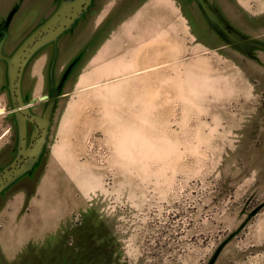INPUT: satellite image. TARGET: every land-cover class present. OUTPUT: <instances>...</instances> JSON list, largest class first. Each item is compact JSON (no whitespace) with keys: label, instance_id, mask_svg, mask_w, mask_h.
I'll return each instance as SVG.
<instances>
[{"label":"rangeland","instance_id":"374dc122","mask_svg":"<svg viewBox=\"0 0 264 264\" xmlns=\"http://www.w3.org/2000/svg\"><path fill=\"white\" fill-rule=\"evenodd\" d=\"M206 2L243 42L197 0H92L74 28L100 38L71 86L80 52L58 57L50 93L69 92L31 210L88 227V264H264V0Z\"/></svg>","mask_w":264,"mask_h":264},{"label":"crops","instance_id":"0c3cea01","mask_svg":"<svg viewBox=\"0 0 264 264\" xmlns=\"http://www.w3.org/2000/svg\"><path fill=\"white\" fill-rule=\"evenodd\" d=\"M60 1L13 0L10 1L11 4H5V14L9 12L10 15L6 17L2 27L1 53L6 57L14 56L25 38L55 16L60 8ZM62 1L68 3L72 0ZM85 11L86 9L56 39L44 43L26 57L13 87L8 59L0 57V101L3 102L0 109L6 108L5 111H0V177L15 167L7 180L0 184V234H3L0 237V264H88L86 261L91 251L93 252L90 242H84L82 236L87 234L89 237L92 234L88 227L71 224L60 226L59 220L48 226L42 217H36L34 207L31 210L32 206L41 202L40 215H44L48 206L45 194L43 195L46 186V182L43 183V168L40 171L38 169L41 162L46 163L49 134L56 137V126L63 115L61 110L64 96L69 92L62 90L50 93L57 86L54 83L57 80L55 75L58 57L61 56V65L64 63L65 66H73L72 62L80 52V66H73L70 74L59 81L70 83L71 86L83 64L81 54L94 49L100 38L98 36L93 39L90 36L89 39H78L81 32L74 27ZM22 21H27L31 26L21 28ZM72 29L75 30L72 39L62 49L60 43L59 46L56 43L57 39ZM11 37L20 38L16 45L12 44ZM49 46L52 52L47 63L44 51ZM80 47L82 49L76 53ZM68 71L69 68L66 73ZM47 80L49 92L39 94ZM42 100L45 104L54 105H46L39 111ZM17 105H22L24 110H19ZM20 161L23 163L19 166ZM50 203L51 206L58 202ZM76 233L80 235L79 242L75 238ZM95 255L97 256L96 252Z\"/></svg>","mask_w":264,"mask_h":264},{"label":"water","instance_id":"95a60500","mask_svg":"<svg viewBox=\"0 0 264 264\" xmlns=\"http://www.w3.org/2000/svg\"><path fill=\"white\" fill-rule=\"evenodd\" d=\"M201 11L205 14L206 17L213 23L214 27L223 35L230 38L233 43L243 42L242 36L238 33L232 32L226 24L218 18L214 10L209 7V4L206 0H197ZM60 8L58 9L55 16L48 22L43 23L39 26L30 36L24 39L20 45L18 52L15 53L12 57H6L1 53L0 57L8 59L9 68L11 69V86L13 87L17 80L16 78L20 74V69L26 61V57L30 56L37 48L43 45L46 42L52 41L57 38V36L67 28L70 23L86 9L90 0H72L71 2L60 1ZM3 38L0 39V47L2 46ZM249 45V44H248ZM251 47H262L261 43L251 42ZM19 110L22 109V105H17ZM41 125V124H40ZM15 167L10 171L6 172L0 177V184L3 183L7 178L13 173Z\"/></svg>","mask_w":264,"mask_h":264},{"label":"flooded vegetation","instance_id":"af4514ba","mask_svg":"<svg viewBox=\"0 0 264 264\" xmlns=\"http://www.w3.org/2000/svg\"><path fill=\"white\" fill-rule=\"evenodd\" d=\"M21 163H23V161H20L19 166L21 165ZM75 226H78V225H75ZM76 237H77V241L79 242V237H80V235H79L78 233H76L75 238H76Z\"/></svg>","mask_w":264,"mask_h":264}]
</instances>
